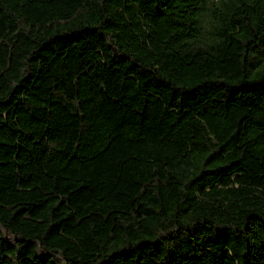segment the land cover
<instances>
[{"label":"trees","instance_id":"obj_1","mask_svg":"<svg viewBox=\"0 0 264 264\" xmlns=\"http://www.w3.org/2000/svg\"><path fill=\"white\" fill-rule=\"evenodd\" d=\"M0 264H264V0H0Z\"/></svg>","mask_w":264,"mask_h":264}]
</instances>
